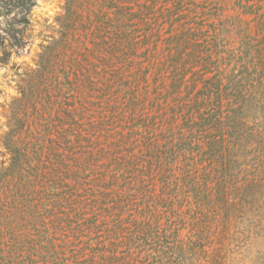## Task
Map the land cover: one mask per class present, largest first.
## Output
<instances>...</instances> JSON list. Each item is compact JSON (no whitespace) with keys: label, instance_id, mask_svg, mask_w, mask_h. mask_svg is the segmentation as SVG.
Listing matches in <instances>:
<instances>
[{"label":"rangeland","instance_id":"rangeland-1","mask_svg":"<svg viewBox=\"0 0 264 264\" xmlns=\"http://www.w3.org/2000/svg\"><path fill=\"white\" fill-rule=\"evenodd\" d=\"M34 3L0 0L9 47ZM63 8L5 113L0 264H235L238 225L264 238V0Z\"/></svg>","mask_w":264,"mask_h":264},{"label":"clouds","instance_id":"clouds-1","mask_svg":"<svg viewBox=\"0 0 264 264\" xmlns=\"http://www.w3.org/2000/svg\"><path fill=\"white\" fill-rule=\"evenodd\" d=\"M64 0H35L30 9V25L24 32L25 47H9L13 37L9 34V21L16 16L13 11L7 18L0 16V38L3 39L5 49L10 53L7 64H0V135L9 131L5 113L9 110L14 98L20 96L18 84L25 78L26 72L35 71L39 65V56L54 39H60L57 17L64 12ZM23 24L17 25L22 29ZM4 52H0L2 58ZM15 66V67H14ZM5 154L0 155V168L11 166V153L7 149H0ZM249 229L237 226L234 244L239 246L233 251L235 264H261L264 260V238L253 239L246 235ZM240 237H245L241 239ZM195 264V258H192Z\"/></svg>","mask_w":264,"mask_h":264},{"label":"trees","instance_id":"trees-1","mask_svg":"<svg viewBox=\"0 0 264 264\" xmlns=\"http://www.w3.org/2000/svg\"><path fill=\"white\" fill-rule=\"evenodd\" d=\"M3 45V43L1 42V38H0V47ZM7 136L10 137L11 139V143H10V146H11V152L13 153V161H12V165L7 169V170H1L0 171V175L2 173H8V174H14V169H18L22 163H23V155H22V151L20 152V149L18 147V141H17V138L19 136V132H9L7 134ZM25 154V153H24Z\"/></svg>","mask_w":264,"mask_h":264}]
</instances>
